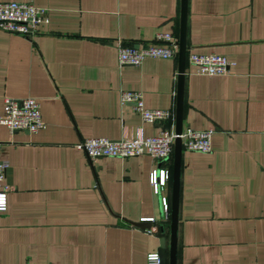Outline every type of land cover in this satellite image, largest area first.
I'll use <instances>...</instances> for the list:
<instances>
[{"label": "crops", "instance_id": "1", "mask_svg": "<svg viewBox=\"0 0 264 264\" xmlns=\"http://www.w3.org/2000/svg\"><path fill=\"white\" fill-rule=\"evenodd\" d=\"M48 10L31 38L0 31V116L5 98L38 101L43 129L0 125L8 164L0 212V264H146L169 237L149 174L171 169L149 156L90 160L83 139L174 130L181 0H0ZM157 33L178 41L173 59L120 66L118 46ZM182 131L212 130L211 152L182 150L176 264H264V0H187ZM233 63L227 74H194L190 53ZM121 91L167 110L144 123ZM153 219V222H141ZM134 224H149L151 231Z\"/></svg>", "mask_w": 264, "mask_h": 264}, {"label": "built area", "instance_id": "2", "mask_svg": "<svg viewBox=\"0 0 264 264\" xmlns=\"http://www.w3.org/2000/svg\"><path fill=\"white\" fill-rule=\"evenodd\" d=\"M48 10L36 7L32 3L0 2V31L31 38L37 33L41 24L48 22ZM178 52V41L170 33H157L151 43L143 44L139 48L118 46V62L120 66L139 67L146 59H173ZM188 62L193 67L194 74L205 77L222 76L228 73L233 63L226 57L192 52ZM3 115L0 125L9 132L25 131L35 133L44 127L39 103L34 98L12 99L5 98ZM122 105H131L144 123L161 124L171 117L167 110L146 108L143 96L138 91H121ZM212 130L196 131L185 129L180 135L173 130L162 129L154 136L146 137L141 128L135 129L130 138L111 141L103 137L87 138L75 147L85 153L90 160L97 158L127 159L139 156H149L160 163L167 162L172 154L174 141L178 137L182 143V150L208 154L211 152ZM8 164L1 159L0 148V212L7 207V194L11 190L5 183ZM171 179V169L155 168L149 174V184L155 195L161 194ZM163 213L167 218L170 211L169 200L160 195ZM141 222H153V219H142ZM146 264H160L159 255L151 253L146 256Z\"/></svg>", "mask_w": 264, "mask_h": 264}, {"label": "water", "instance_id": "3", "mask_svg": "<svg viewBox=\"0 0 264 264\" xmlns=\"http://www.w3.org/2000/svg\"><path fill=\"white\" fill-rule=\"evenodd\" d=\"M187 0H181L180 10V33H179V52H178V88L177 102L175 110V128L174 133L180 135L182 132V112H183V82L185 69V52H186V27ZM134 48H139L136 46ZM182 143L180 138H176L173 147L172 159V176H171V201H170V219L166 225L169 228V237L166 241L164 232L159 239L157 254L159 255L160 264H176L177 250V229H178V211H179V189H180V172H181ZM141 229L151 231L149 224H134Z\"/></svg>", "mask_w": 264, "mask_h": 264}]
</instances>
